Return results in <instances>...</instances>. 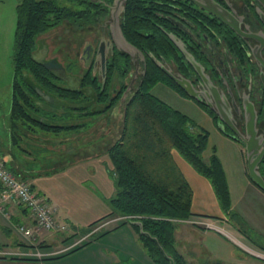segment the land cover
Returning a JSON list of instances; mask_svg holds the SVG:
<instances>
[{
  "label": "trees",
  "instance_id": "trees-1",
  "mask_svg": "<svg viewBox=\"0 0 264 264\" xmlns=\"http://www.w3.org/2000/svg\"><path fill=\"white\" fill-rule=\"evenodd\" d=\"M112 3L113 0H20L17 4L12 52L10 120L17 125L19 133H68L74 131V128L81 129L86 126L85 123L67 121L72 111H76L84 122L118 107L125 86L121 85L120 91L113 95L112 82L122 81L133 70L129 56L125 53H114L108 61L103 91L97 80L92 78L91 72L83 76L81 90L65 88L60 85L53 72L45 69L33 56L36 41L41 35L63 23H68L78 30L96 27L108 16ZM148 4V0H126L120 17L122 33L125 39L141 52L147 51L152 56L157 52L169 54L173 45L155 28L153 22L148 21L151 27L142 18L144 8ZM151 28L156 33L151 31ZM158 84L188 98L160 69L147 61L145 77L139 76L130 98L123 105L122 114L124 106L126 109L124 125L122 126L120 121L116 137L104 150L111 166L110 176L114 181L115 190L114 195L106 201L110 213L86 229L70 227L74 233H60L64 235L62 244L78 235H94L102 229L95 231L104 222L119 218L116 229L129 225L138 235L143 250L153 264L169 263L156 244L140 234V229L134 222H140L143 232L157 239L165 253L174 260V264H186L175 247L174 232L178 222L191 221L194 218L191 212L193 191L174 162L173 151L208 181L221 210L227 216H232L230 192L221 162L215 154L204 157L208 146V132L188 116L154 96L151 90ZM36 88L62 101L61 106H68L63 112L64 115L43 111L39 103L47 102L36 93ZM84 88L90 90L93 97L86 96ZM81 102H95L101 108L104 107L98 111L90 110L87 104L82 105ZM72 104L76 107H72ZM198 105L216 124V115L206 106ZM18 140L22 141L21 134L17 136ZM17 146L22 149L19 142ZM75 154L77 153L74 152L73 155ZM63 155L62 160L60 159L62 164L65 160L68 161L69 154L65 152ZM15 177L27 182L16 175ZM248 179L254 184L249 177ZM31 189L39 195L32 185ZM46 201L48 202L47 199ZM123 217L139 218L120 220ZM85 245L87 244L73 246L74 248L66 254L76 252ZM38 247L44 250L49 248L42 244ZM54 258L58 257L44 260Z\"/></svg>",
  "mask_w": 264,
  "mask_h": 264
},
{
  "label": "crops",
  "instance_id": "crops-1",
  "mask_svg": "<svg viewBox=\"0 0 264 264\" xmlns=\"http://www.w3.org/2000/svg\"><path fill=\"white\" fill-rule=\"evenodd\" d=\"M10 106L11 96H4L0 103V121L9 132L11 148H6L0 138V159L4 161L6 167L14 175L25 179L39 195L46 198L55 209L56 219L67 224L69 229L70 227L86 229L108 215L110 210L106 201L114 195V182L110 176L109 160L104 154L105 151H99L98 146L102 142L106 143L109 138L103 139L101 143L99 142L100 144L95 143L94 140L89 141L91 144H85L80 149V153L78 152V157L70 155L71 161L66 160L63 164L60 158L55 157L40 163H32L29 154L22 153L20 149L21 154L18 155L16 151V148L19 149L17 142L21 145L23 141H17V134L20 130L10 120ZM199 110L198 121L201 126L194 123L209 134L204 157L208 158L215 154L221 162L230 192L233 213L234 208L244 200L250 190L254 194L261 193L247 177L242 146L221 133L211 117ZM108 132L112 136L113 129ZM172 157L193 191L191 212L194 218L191 221L178 222L174 232L175 247L186 264H196L192 263L196 259L202 264H264V254H262L264 247L257 248L259 246L253 244L239 227L230 225V216L221 210L208 181L198 175L178 154L172 152ZM57 164L60 166H56ZM110 221L103 224H109ZM18 226L31 229L32 238L23 237L17 231ZM122 232L124 237L120 240L124 241L119 240L116 244L126 251L128 250L125 247L126 240L135 252L136 259H133L135 263L153 264L143 248L136 254L135 243L137 242L130 231L122 227L116 231V234H122ZM72 233L74 232L70 229L69 235ZM59 234L37 230L29 212L21 206L9 204L3 212H0V251L25 254L39 250L51 253V248H54L52 245H55L60 248L53 252H61L54 257H59L71 250L72 240L79 239L76 236L71 241L62 244L64 238H58ZM245 241L250 242L252 246ZM39 244L49 248L41 249L38 247ZM87 251L88 249H84L51 263H44L46 258L37 260L30 256H5L0 257V264H77L76 257ZM112 255L109 258L110 264H120L128 259L125 252L122 257Z\"/></svg>",
  "mask_w": 264,
  "mask_h": 264
},
{
  "label": "flooded vegetation",
  "instance_id": "flooded-vegetation-1",
  "mask_svg": "<svg viewBox=\"0 0 264 264\" xmlns=\"http://www.w3.org/2000/svg\"><path fill=\"white\" fill-rule=\"evenodd\" d=\"M212 1L223 9V14L232 29L209 12L187 0H148L150 4L144 8L142 18L147 22H153L155 28L166 36L173 45V49L169 54L163 55L161 52H157L155 56L150 55L147 51H142L145 57V64H147V61L151 62L160 70L159 66H162L172 75H181L190 80L197 92L202 97L204 96V103L200 105H204L206 108H208V105L213 110L220 112L226 119L227 122L223 124L225 134L232 135V129L238 131L246 140L251 141L254 151L260 153L264 151V0ZM150 22L147 25L151 26ZM99 26L100 28L102 27L101 35H96L89 41H83L77 59H73L75 62L74 69H77V72H74L72 67L69 68V63L62 64L56 57L49 56L48 48L44 49L45 53L41 54L38 62L45 64L56 61L62 66V69H55L53 72L61 86L68 89L81 90L80 84L83 76L87 72H91L92 78H95L101 85V91L104 90L106 71L103 76L100 60H97V51L101 42L106 44L110 40L108 20L102 26ZM151 31L156 33L153 28H151ZM169 35L173 36L176 42H180L181 48L186 54L192 56L194 61L202 67L204 79H201L196 74L182 49L174 45L169 39ZM106 48L108 50L106 56L107 69V63L113 54H121L122 52L108 45H106ZM69 60L72 61L71 59ZM129 62L133 66L132 72H129L122 81L112 82L111 85L113 95L120 91L121 85L125 86L120 98L129 88L123 104L130 98L134 82L138 75L141 76L144 66L143 61L133 60L131 62L130 57ZM83 91H85L86 96L93 97V93L90 90L84 88ZM49 97L51 101H45L40 97L47 102H40V108L46 112L53 111L56 115H63L68 106H61L63 104L62 101ZM81 104H87L90 110L93 109L95 111L102 110L104 107L102 106L101 108L95 102L89 104L88 102H81ZM49 105H52V107ZM56 106L60 108L57 109ZM71 106L74 107L75 105L72 104ZM114 110L112 109L110 112L100 116L88 118L89 122H93L95 118H101L103 121L109 120L110 114H113ZM72 112L77 114L76 111ZM253 118L255 120V131L248 138L246 136V126ZM85 121L83 122L82 118L80 124L85 123ZM217 122L218 117L216 126ZM20 134L23 141L21 145H24L21 147L22 149L32 144L35 145L36 149L43 148L50 153L51 151H56L54 155L58 159H61V156L65 153H58L60 150L57 151L56 149H54L55 151L52 150L47 146L50 140H43L36 132L30 134V131H22L17 136ZM235 140V142L242 145L244 150V144L237 139ZM70 152L72 154L67 156L68 160L74 152L78 153L79 150L73 149ZM259 172L264 178V157L259 162ZM252 185L264 195V190H261L255 184Z\"/></svg>",
  "mask_w": 264,
  "mask_h": 264
},
{
  "label": "rangeland",
  "instance_id": "rangeland-1",
  "mask_svg": "<svg viewBox=\"0 0 264 264\" xmlns=\"http://www.w3.org/2000/svg\"><path fill=\"white\" fill-rule=\"evenodd\" d=\"M19 2L20 0H0V103H2L4 96H11V84L13 77L12 52L14 43V30L16 24L15 9ZM107 20H109V15L99 25L102 26ZM99 25L92 28L88 27L87 29L83 28L81 30H78L68 23H63L61 26L45 33L44 35H41L38 38V40L36 41V49L33 54L34 59L38 61L41 58V54L45 53L44 49L48 48L49 56L56 57L62 64H66V62L69 63V68L72 67L73 71L77 72V69H74L75 62L73 61V59H77L83 41H89L90 39L94 38V36L101 35L102 27L100 28ZM68 58L72 61H70ZM138 79L139 75L134 82V85L137 83ZM151 93L172 108L188 115V117L196 124H199L198 110L200 109L205 112L192 99L181 96L173 89L166 87L165 85H156L154 88H152ZM56 108L58 109L60 107L56 106ZM122 108L123 102L120 103L117 108H115L113 114H110L109 120L103 121V119L101 118H95L93 122H89V119H87L85 121L86 126L84 128L80 129L77 127L74 128V131H70L68 133L64 132L58 135L42 133L39 131H37L36 133L40 135L43 140H50V143L47 146L52 150H60L58 153H67V151L70 152L73 149L79 150L80 153V149L85 144H91L90 142L92 140L96 141L95 143H101L103 139L109 138L106 143H99V151H104L106 150V147L114 140V138L116 137L115 135H117L120 121L122 119ZM70 115V119L67 120L69 123L72 120L76 124H80L82 118L79 117L78 114L71 113ZM111 129H113L112 136L108 132ZM0 138L2 139L3 144L6 148H11L9 141V132L3 127L2 121H0ZM42 149L43 148L36 149L35 145L30 144V146H26V148L23 147V149L21 150L23 151L22 153L29 154L30 162L32 163H40L43 160L45 161V159L48 157H56V155H54V153L56 152L55 150V152L51 151L50 153L47 150ZM21 150L20 148H16L18 155L21 154ZM79 153L75 154V156L78 157ZM173 153L176 152L173 151ZM56 166L60 165L57 164ZM117 225V221L115 223L112 221L109 224L105 225L98 233L94 235H91L90 233L86 238L82 235H78V240H72V242H70L71 244L73 243L71 247L74 245H87L80 248L76 252L64 254L50 261L44 260L43 262H56L79 251L88 249L87 252H84L80 256L76 257L77 264H110L109 258L113 256L112 254H114L115 257H122L124 252L128 259L122 261L120 264H137L133 261L134 258L136 259V255L131 248L130 243H127V241L125 240V247H127L128 249L126 251L125 249H122L121 246L116 244V242L119 241L121 237H124L123 232L122 234H116V231L122 228L120 227L116 229ZM230 225L237 228L239 227V229L246 235L248 239H250L253 244L259 246L257 248L261 249V246L264 247V196H262L261 194H254V192L250 190L245 196L244 200H242V202L234 208L232 216H230ZM123 227L128 229V231H130V233L135 237L137 242L135 243V249L136 254H138L140 250L142 251V246L138 240V235L129 225H125ZM69 232L70 229L63 233L68 235ZM103 233L106 234L101 236ZM57 236L58 238L64 237V235L62 234H59ZM80 237L82 238L80 239ZM120 241L122 242L124 240ZM247 243L250 244V242ZM250 245L252 246V244ZM52 246L54 247L51 248V254L53 255L49 256L48 258H52L56 256V254L61 252H53L54 250L58 251L60 247H56L55 245ZM129 247L131 248V250ZM192 263L202 264V262L198 259H196V261H193Z\"/></svg>",
  "mask_w": 264,
  "mask_h": 264
},
{
  "label": "water",
  "instance_id": "water-1",
  "mask_svg": "<svg viewBox=\"0 0 264 264\" xmlns=\"http://www.w3.org/2000/svg\"><path fill=\"white\" fill-rule=\"evenodd\" d=\"M187 1L195 4L196 6L200 7L201 9L209 12L212 16H214L219 21H221L222 23H224L225 25H227L229 28L232 29L230 23L228 22L225 15L223 14L224 13L223 9L221 7H219L216 3H214L212 0H187ZM125 2H126V0H113L112 5L109 7V20H108V22H109L110 40H108L106 44H103L104 42L100 43L98 51H97V60L98 59L100 60L101 71H102V75L104 76L105 71H106V56L108 54V50L106 48V45L111 46L112 48H115L116 50L121 51V52L125 53L126 55H128L131 59V62H133V60L143 61L144 66H143L141 76H142V78H144L145 77V71H146L144 54L140 50L135 48L133 45H131L125 39V37L122 33V30H121L120 17H121V13L124 11ZM169 39L174 43V45L176 47H178L179 49H182L181 43L176 42V40L173 36L169 35ZM182 52L186 55L188 61L193 66L196 74H198V76L201 79H204V77L202 75V67L194 61L192 56H188L183 49H182ZM152 59H154V58L152 57ZM42 65L45 69H47L50 72H54L55 69H57V70L62 69V66L59 63H57L56 61L45 63ZM52 67H55V68H52ZM159 67L161 68L163 73L169 79H171V81H173L174 84L179 89H181L185 93V95L188 98L194 100L195 102H197L199 104L204 103V100H203L204 96L202 97V95H200L197 92L196 88L193 86V84L190 82V80L184 78L181 75L174 76L168 70L163 68L162 66H159ZM128 89L124 92V94L120 98L119 104L125 100V98H126L125 96L128 92ZM36 92L45 101H51L50 97L47 94L40 91V89L37 88ZM207 107L218 117V122H217L218 130L221 133H225V129H224L223 124L225 122H227L226 119L223 117V115L220 112L213 110L208 105H207ZM125 112H126V109L124 106L122 119H121V125L122 126L124 125V122H125ZM254 131H255V120L253 118L252 120H250V122L247 123L246 136L248 138H250V135L253 134ZM231 132H232V135H229V136L237 139L238 141H240L241 143L244 144L246 171H247V174H248L250 180L257 187H259L261 190H264V178H262V176L259 172V162L261 161L262 157H264V151H261L260 153L255 152L251 141L246 140V138L244 136L240 135L238 133V131H236L234 129H232ZM134 224L139 227L141 235L146 236L148 239H150L153 243L156 244L158 250L163 255L164 259L169 264H174V260L165 253L163 248L158 243L157 239L152 238L147 233H144L142 230V224L140 222H134Z\"/></svg>",
  "mask_w": 264,
  "mask_h": 264
},
{
  "label": "built area",
  "instance_id": "built-area-1",
  "mask_svg": "<svg viewBox=\"0 0 264 264\" xmlns=\"http://www.w3.org/2000/svg\"><path fill=\"white\" fill-rule=\"evenodd\" d=\"M0 186L2 193L0 194V212L5 210L6 205L14 204L21 206L29 212V215L34 222V227L39 231L63 233L68 230L67 224L60 223L55 216V209L46 201L43 196L33 192L31 185L28 182L18 180L6 167L4 161L0 159ZM132 219L139 217H123L121 219ZM118 219L112 220L113 222ZM110 221V222H112ZM102 224L98 229L104 227ZM17 231L25 238L31 239L33 232L31 229L24 226H18ZM87 236H85L86 238ZM76 246V245H74ZM73 247V246H72ZM30 256L32 258L44 259L53 255L50 252L44 253L39 250L25 254H18L9 251H0V257L5 256Z\"/></svg>",
  "mask_w": 264,
  "mask_h": 264
}]
</instances>
